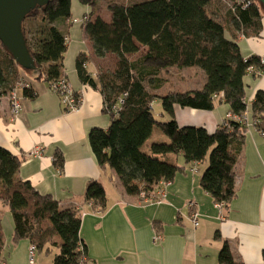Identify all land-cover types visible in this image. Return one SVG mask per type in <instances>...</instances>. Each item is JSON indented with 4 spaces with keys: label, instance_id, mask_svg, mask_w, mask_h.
<instances>
[{
    "label": "trees",
    "instance_id": "obj_1",
    "mask_svg": "<svg viewBox=\"0 0 264 264\" xmlns=\"http://www.w3.org/2000/svg\"><path fill=\"white\" fill-rule=\"evenodd\" d=\"M71 1L49 0L36 6L22 21V32L35 68L26 70L14 60L0 41V97L20 83L27 97L36 92L32 80L46 82L55 92L59 81L69 83L64 72ZM78 0L90 7L82 26L93 53L116 56L112 69L92 74L86 67L88 56L81 52L75 60L79 80L98 90L103 111L110 116L107 128L94 127L88 141L97 163L112 169L126 194L138 200H156L162 183H169L185 165L207 160L199 179L201 187L220 206L236 195V165L240 160L246 121L248 74H260V57H244L239 36H258L264 29V9L259 0ZM212 5L223 9L220 17ZM111 14L109 21L98 12ZM143 49V50H142ZM140 53L133 60L128 55ZM198 67L205 75L200 87L177 90L162 87L171 83V70ZM24 74L27 76L25 77ZM76 103L81 98L72 91ZM159 98V120L153 101ZM226 103L228 113L208 131L199 125H179L174 106L210 110ZM253 126L264 136V90L258 89L250 104ZM64 109L68 111L67 107ZM182 157L184 165L178 162ZM22 159L0 145V203H5L13 219V239L25 238L36 251L58 249L50 264H76L87 257L79 231L81 210L60 206L49 194H42L19 175ZM54 164L63 167L57 153ZM84 202L94 211L107 206L106 190L98 180H90ZM158 234V231L156 230ZM58 237V239H56ZM215 237H219L216 233ZM0 222V264L3 248ZM219 264H244L227 242L218 252Z\"/></svg>",
    "mask_w": 264,
    "mask_h": 264
},
{
    "label": "crops",
    "instance_id": "obj_2",
    "mask_svg": "<svg viewBox=\"0 0 264 264\" xmlns=\"http://www.w3.org/2000/svg\"><path fill=\"white\" fill-rule=\"evenodd\" d=\"M211 8L220 17L223 9L216 5ZM101 11L98 14L109 21L110 12L103 16ZM89 12L90 7L71 1V19L79 20ZM68 32L64 72L80 94V106L66 111L46 82L32 80L36 95L27 97L19 91L22 109L17 118H11L8 94L0 97V145L22 159L18 175L23 180L40 193L51 195L60 206L73 205L81 210L79 234L87 249L86 264H219L218 252L224 242L244 264H264V136L253 126L250 108L255 91L264 90V70L244 78L248 129L235 168L236 195L229 204L219 206L201 187L199 179L207 160L177 171L167 183L162 201H140L124 192L112 169L102 168L96 161L88 134L94 127L107 128L110 116L103 111L101 93L82 83L75 68L81 52L87 54L86 67L92 74L112 69L116 56H96L82 22H72ZM238 43L244 57L264 59V29L258 36H239ZM139 54L128 56L133 60ZM174 70L175 87L181 83L183 90L200 87L205 80L198 67ZM228 108L224 102L210 110L175 105L174 112L179 125H199L211 132ZM57 153L63 158L61 169L54 164ZM178 162L184 165L181 156ZM90 180L100 181L106 190L107 206L101 212L84 202ZM193 210L197 212V226L190 216ZM0 222L4 264H29L31 244L25 238L13 239V219L5 203H0ZM156 230L160 238L155 240ZM57 251L53 246L50 251H35L33 264H50Z\"/></svg>",
    "mask_w": 264,
    "mask_h": 264
},
{
    "label": "water",
    "instance_id": "obj_3",
    "mask_svg": "<svg viewBox=\"0 0 264 264\" xmlns=\"http://www.w3.org/2000/svg\"><path fill=\"white\" fill-rule=\"evenodd\" d=\"M49 0H0V41L14 60L26 70L35 68L22 32V21L36 6ZM264 9V0H259Z\"/></svg>",
    "mask_w": 264,
    "mask_h": 264
},
{
    "label": "built area",
    "instance_id": "obj_4",
    "mask_svg": "<svg viewBox=\"0 0 264 264\" xmlns=\"http://www.w3.org/2000/svg\"><path fill=\"white\" fill-rule=\"evenodd\" d=\"M84 19V17H82L81 19H73L72 22H77L80 21L82 22ZM260 62L263 63L264 59H260ZM27 84H22L20 83L18 86L14 87L9 93H8V98H9V109H10V115L12 119L17 118L19 112L22 109V104L20 101V96H19V91L26 86ZM54 90L55 93L59 95L60 100L62 102V104L64 106L67 107L68 110H76L79 105L78 103H76L75 97L72 95V91L73 88L71 87V85L65 81V80H61L58 82V84H56V86H54ZM34 153H38L37 150L34 149ZM167 183H162L161 187L159 188V190L157 191V198L155 201H162L165 198L166 192H165V187H166ZM219 206L221 204H218ZM193 206V203H192ZM191 219L193 221L194 226L198 225V219H197V212L195 210H193L190 214ZM160 235L159 234H155L153 239H159ZM36 251V248L34 245H30V249H29V264H33V256L34 253ZM86 259L87 257L84 256L83 259L81 261H79L76 264H86ZM1 264H4V262L1 261Z\"/></svg>",
    "mask_w": 264,
    "mask_h": 264
},
{
    "label": "rangeland",
    "instance_id": "obj_5",
    "mask_svg": "<svg viewBox=\"0 0 264 264\" xmlns=\"http://www.w3.org/2000/svg\"><path fill=\"white\" fill-rule=\"evenodd\" d=\"M75 0H73L74 2ZM107 2V0H101L100 1V4L103 6L105 3ZM74 4V3H73ZM101 6V7H102ZM102 13H103V16L106 15L107 13V10L106 8L102 7L101 9ZM109 63H110V60H107ZM107 61H105L104 63L106 64L105 66H107ZM187 68V67H186ZM190 68V67H188ZM172 71L174 72V68L172 69ZM189 74V73H187ZM25 77H27L25 74H24ZM181 84V83H180ZM178 85L179 87H175L176 84L174 83V80H172L171 83H169L168 85L165 86V89L167 88H173V89H177V90H183V88L181 87V85ZM162 90L161 92L164 93L166 90ZM153 112L156 116V118H158L159 120H167L168 119V115L164 114V115H161L160 112H161V104H160V99L159 98H156L154 101H153Z\"/></svg>",
    "mask_w": 264,
    "mask_h": 264
}]
</instances>
